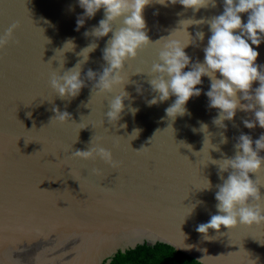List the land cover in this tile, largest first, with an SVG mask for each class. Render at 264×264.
Here are the masks:
<instances>
[{"label": "water", "instance_id": "95a60500", "mask_svg": "<svg viewBox=\"0 0 264 264\" xmlns=\"http://www.w3.org/2000/svg\"><path fill=\"white\" fill-rule=\"evenodd\" d=\"M83 11L77 0H0V34L17 25L0 48V264H110L119 252L157 243L201 264H264V224L222 225L207 237L196 231L217 213L215 194L223 180L212 161L234 157L242 133L253 141L264 134L258 123L251 129L244 124L254 112L238 108L226 128L216 125L219 109L209 107L207 76L183 116L166 114L175 96L146 103L156 95L150 73L167 40L187 41L189 34L192 43L184 50L192 63L203 62L208 21L223 12L222 0L199 11L152 0L143 13L150 44L125 62L124 84L103 94L86 74L91 69L98 79L107 66L103 49L112 33L84 35L104 18L103 9L77 31ZM241 15L247 22L248 14ZM189 19L204 22L186 27ZM122 26L119 19L113 28ZM197 32L205 34L202 41ZM68 40L74 49H64ZM92 42L97 48L80 65L86 86L75 98L60 97L51 86L53 74L62 76L83 61L82 49ZM259 52L257 63L264 65V43ZM258 86L253 82V90ZM121 91L128 93L121 119L109 121V101ZM132 107L139 109L134 116ZM57 108L71 114L66 123L53 120ZM92 142L111 151L115 166L74 155ZM250 177L261 195L250 203L264 206V168ZM207 181L212 187L203 189Z\"/></svg>", "mask_w": 264, "mask_h": 264}, {"label": "clouds", "instance_id": "9594fccd", "mask_svg": "<svg viewBox=\"0 0 264 264\" xmlns=\"http://www.w3.org/2000/svg\"><path fill=\"white\" fill-rule=\"evenodd\" d=\"M77 2L84 10L76 21L77 31L84 26L86 19L94 18L101 9L104 11V18L99 21L98 26H94L90 32L86 31L84 35L101 38L112 33L111 39L103 49V59L107 66L98 79L97 73L91 69L86 75L88 79L96 81L97 94L112 93L125 82L122 74L125 62L135 59L139 51L150 44L149 36L145 31L147 25L143 13L152 0H77ZM158 2L164 6L179 3L185 9L194 11L209 5L215 7L217 4V0H158ZM222 2L223 12L208 21L211 35L204 48L203 62L192 63L191 57L186 54L184 49L192 43L189 34L187 41L171 39L164 43L159 51V62L152 65L150 73L155 74L149 82L156 95L146 103L151 106L175 96L173 103L165 109L166 114L172 119L178 115L183 116L188 113L187 102L193 96L201 94L202 89L197 85H201L202 77L207 76L211 81L210 89L206 92L209 107L219 109L218 115L214 118L216 125L226 128L224 121L232 120L239 108L254 112L255 119L244 120L247 128H255L257 123L264 128V65L257 63L260 55L259 46L264 43V0H222ZM242 13L248 14L247 22L243 21ZM119 19L123 20V26L117 30L113 25ZM184 21H189L186 27L204 22L191 19ZM184 21L181 23L183 24ZM16 27L17 25L13 24L0 34V48L9 43ZM204 35L203 32L196 33L201 41ZM97 46L96 42H92L82 49L84 60L78 62L64 75L53 74L51 86L60 97L75 98L86 86L85 81L81 79L80 65L87 61L88 54ZM74 48L73 40H68L64 45L65 50ZM189 65H191L190 70L185 71ZM255 81H259V86L253 90ZM137 91L140 92L141 89L138 88ZM238 93L242 95L238 96ZM127 96V92L121 91L109 101V110L106 113L109 121L115 122L121 119L125 108L124 99ZM241 99L250 102L241 103ZM138 110L135 107L130 108L133 116ZM54 111L56 116L53 120L61 123L69 120L71 114L67 111L61 113L59 108ZM201 127L203 131H207L206 124H202ZM134 131L138 133L139 129ZM222 142L227 143V137H224ZM234 147L236 149L234 157L212 161L219 165L218 175L223 183L218 185L215 194L217 213L196 228L197 232L206 237L210 229L219 231L222 225L232 229L240 224L250 227L264 224V206L250 203L261 200L259 187L251 179L250 173H257L264 168V156L260 155L264 150V134L253 141L250 135L242 133ZM74 155L85 160L100 157L115 166L111 151L100 143L92 142L88 150H78ZM94 171L99 174L100 170ZM225 172L229 173L227 178L223 176ZM211 187V182L207 181L202 188ZM184 264L190 262L185 261Z\"/></svg>", "mask_w": 264, "mask_h": 264}, {"label": "trees", "instance_id": "16d2710c", "mask_svg": "<svg viewBox=\"0 0 264 264\" xmlns=\"http://www.w3.org/2000/svg\"><path fill=\"white\" fill-rule=\"evenodd\" d=\"M201 264L173 247L157 243L155 245H139L134 249L117 253L110 264Z\"/></svg>", "mask_w": 264, "mask_h": 264}]
</instances>
